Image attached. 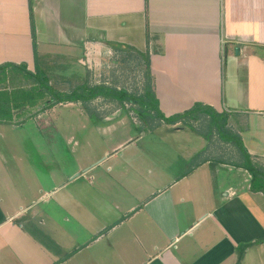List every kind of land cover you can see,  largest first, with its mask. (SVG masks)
Here are the masks:
<instances>
[{
    "label": "crops",
    "instance_id": "obj_1",
    "mask_svg": "<svg viewBox=\"0 0 264 264\" xmlns=\"http://www.w3.org/2000/svg\"><path fill=\"white\" fill-rule=\"evenodd\" d=\"M31 1L37 57L30 0H0L2 76L56 58L90 70L110 50L149 54L164 118L196 104L204 120L225 115L264 164V0ZM29 95L0 89V264H238L245 246L239 264H264V193L236 146L195 135L191 119L137 137L124 118H80L98 136L63 138L75 145L67 171L60 151H38L51 137L29 135L33 119L12 120Z\"/></svg>",
    "mask_w": 264,
    "mask_h": 264
},
{
    "label": "rangeland",
    "instance_id": "obj_2",
    "mask_svg": "<svg viewBox=\"0 0 264 264\" xmlns=\"http://www.w3.org/2000/svg\"><path fill=\"white\" fill-rule=\"evenodd\" d=\"M60 52H67L63 49ZM72 54L79 56V51L71 52ZM60 55V54H58ZM145 53H139L136 50H110L108 53L101 55L102 61L98 65L92 66L89 70L87 66L82 64H71L62 62V58H56L51 60L48 64L40 63L42 71L45 73L48 85L53 91L62 97L71 96L74 92H81L80 87L87 86L89 88L105 85L118 91H125L131 95L141 96L144 94L145 86L147 83V67L145 63ZM86 69L84 70L83 68ZM81 69L83 71L81 72ZM14 72L9 70L8 75L5 73L2 76L0 73V89L9 88L15 91H28V104H20L17 108L16 114L12 119L15 122L23 123L27 119H33L35 121V128H29L27 133L34 135L35 137L45 135L50 136V143L48 145H38L39 152H50L62 154L65 159V168L67 171H72L75 166V145L66 143L63 138L73 136L79 138H97V133L93 132L90 128H85L86 131L78 129L80 118L83 120H93L98 123L106 119H126L132 126L135 127L136 136L142 135L145 130L141 123V119L134 112L137 105L125 103L121 105L118 101L108 98L98 97L88 103H62L56 104L57 99L53 94L45 90L44 88L38 89V84L32 83L27 79L26 74L22 71L17 75H13ZM2 76V77H1ZM21 103V100L19 101ZM202 112L197 116H194L187 123H183V127H186L195 135L205 133L208 134L210 140L216 143L224 142L215 127H211L209 119H212V115L206 113L204 120V114ZM81 121V120H80ZM24 122V123H25ZM64 123H68L65 124ZM58 125H60L58 127ZM221 125V124H220ZM68 126V127H67ZM139 127V128H138ZM227 128V127H226ZM27 129H25L26 131ZM82 130V131H81ZM228 132H232L230 128H227ZM34 132V134L32 133ZM233 133V132H232ZM23 130H20L19 135H25ZM151 137V136H149ZM155 135L153 136V138ZM95 140H93L94 142ZM100 140H96L98 143ZM48 142V143H49ZM41 143V141H40ZM147 146L146 142H144ZM159 144H149L150 147L155 148ZM37 146V145H35ZM49 147H52L51 151H47ZM224 146L228 149V152H233L235 145L232 142H224ZM56 149V150H54ZM78 151V150H77ZM37 152V151H36ZM257 164V163H256ZM264 170V164H257ZM261 165V166H260Z\"/></svg>",
    "mask_w": 264,
    "mask_h": 264
},
{
    "label": "trees",
    "instance_id": "obj_3",
    "mask_svg": "<svg viewBox=\"0 0 264 264\" xmlns=\"http://www.w3.org/2000/svg\"><path fill=\"white\" fill-rule=\"evenodd\" d=\"M30 15H31V29H32V38L34 50L37 57V39H36V29L33 18V9H32V1L30 0ZM145 63L147 67V83L145 86L144 94L141 96L131 95L125 91H118L117 89L109 88L105 85H99L92 88L87 86L80 87L81 92H74L71 96L62 97L61 95L55 93L53 89L48 85V80L46 79L45 73L40 70L39 64L36 65L35 73L28 71L25 67L21 68L20 71L26 74L28 80L32 83L38 84V89L44 88L48 92L54 95L57 99L56 104L62 103H88L93 101L98 97L108 98L111 100L118 101L121 105L127 103L137 105L134 109V112L141 119L143 127L145 130H155L157 127L161 126V122H164L168 125H174L181 120L191 119L197 114L205 112L202 108V105L196 104L193 109L184 113L183 115H178L170 119L164 118L159 111V103L156 98L154 89H153V77L150 71V57L149 54L145 56ZM37 64V63H36ZM30 94V93H29ZM30 96V95H29ZM16 98L20 101L26 98V93L20 92ZM208 114L212 115V119L210 120L211 127H215L219 136L227 141L232 142L236 148L239 150L241 155L243 156V163L241 167L248 171L252 176V190L255 192H263L264 193V170L255 165L248 154L244 144L239 136L233 135L226 130L228 117L225 115H218L215 111H209ZM221 124V125H220ZM246 246L242 248L240 253V260L243 257L244 251L246 250Z\"/></svg>",
    "mask_w": 264,
    "mask_h": 264
}]
</instances>
